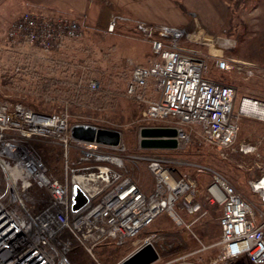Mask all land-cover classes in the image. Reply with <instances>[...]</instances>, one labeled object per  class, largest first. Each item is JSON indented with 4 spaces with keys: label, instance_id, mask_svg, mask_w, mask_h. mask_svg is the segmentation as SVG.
<instances>
[{
    "label": "built area",
    "instance_id": "2783aa9c",
    "mask_svg": "<svg viewBox=\"0 0 264 264\" xmlns=\"http://www.w3.org/2000/svg\"><path fill=\"white\" fill-rule=\"evenodd\" d=\"M68 18L62 14L48 16L34 8L20 14L8 28L6 38L51 57L70 41L84 37L87 27L83 18V22ZM117 23L133 25L137 38L151 47L153 61L145 67L132 66L126 95L144 105L148 122L179 131L178 147L166 151L179 150L181 142H187L192 134L204 143L228 150L238 135L240 116L264 121V100L245 96L234 113L236 88L204 76L206 64L200 53L181 42L188 38L184 30L117 15L109 22L107 32L112 33ZM214 57L221 71L235 64L221 55ZM89 87L96 90L97 81H91ZM72 125L66 109L44 115L0 97V168L11 165L17 179L16 185L1 188L0 183V264H71L68 255L73 237L81 244L89 241L88 251L111 240L115 248L131 242L137 249L150 243L158 253L153 264H264L261 144L247 142L233 149L242 159L241 168L249 177L251 192L261 201V206L253 207L218 173H212L200 201L196 180L178 170L175 162L127 157L144 162L152 174L153 190L145 193L129 176L124 156L115 154L121 145L74 140ZM26 132L61 149L69 140L78 151L58 157L60 174H55L26 140L17 137ZM195 173H204V168L195 169ZM83 198L84 203L79 205ZM201 203L220 210L219 240L201 246L200 252L208 253L205 260H193L199 250L169 241L167 233H152L133 242L161 215L176 217V225L189 227L177 211L195 214L201 210Z\"/></svg>",
    "mask_w": 264,
    "mask_h": 264
},
{
    "label": "rangeland",
    "instance_id": "374dc122",
    "mask_svg": "<svg viewBox=\"0 0 264 264\" xmlns=\"http://www.w3.org/2000/svg\"><path fill=\"white\" fill-rule=\"evenodd\" d=\"M114 1L124 5L120 0ZM148 1L153 2L155 9L157 4H159L156 0ZM98 2L99 0H87V8L92 7ZM36 5L38 4L34 2V0H0V67H20L19 69H21L22 65L25 63L39 62L47 55L37 48L22 47L21 43H13L11 40H7L6 34L8 28L20 14H23V12H28L35 8L43 11L48 16L55 17L62 14L66 16V18L69 17L68 19L80 20L74 13L60 11V8L56 6L52 7L51 13H46L42 8ZM97 6L98 9L92 10V20L86 13V20L83 18L85 21L84 27L86 26L92 29L98 28L103 25V21L104 23L106 21L109 22L108 18L110 16H114L118 13L122 14L123 12L117 9L120 7L111 6L108 0H101L100 4ZM145 11L146 9L141 10L142 16H145ZM157 14V10L150 13L153 17L157 16ZM167 16H169L167 17L168 21L171 22L188 21L184 18V15L178 14L175 10L169 11ZM161 23L162 24L159 25H167V22ZM205 25L207 27L205 31L197 30V32H189L185 29H180L184 30L188 35V38L184 37L181 42L196 50L204 59L206 64L204 76L210 80L232 85L236 88L235 114H237L238 111L239 101L245 96L264 100V0H213V18L211 20L207 19ZM124 36L127 35L122 34L120 37L109 39L107 36L103 35L102 37H98L94 34L88 36L84 35L81 40L82 45L86 47V53L84 54L90 56L91 49L94 45L100 46L101 51L99 52V57L102 58L105 68H108V63H112L116 55H118L116 51H110L108 45L117 46L121 43L124 46ZM130 37L131 36H129V38ZM218 37L231 39L235 44L229 50L219 49L215 43V38ZM137 40L144 44H148L139 38H137ZM216 55L234 60L235 64H233L230 70L221 71L217 68L215 63L216 58L214 56ZM134 64L133 62L131 65L128 62H122V66L116 68V72L119 70L123 72L124 70L130 73ZM113 73H115V71ZM127 81L129 82V80H126V82ZM18 85H24V81L18 82ZM5 96L9 98L11 95L8 96L5 94ZM71 104L70 106H75L76 103L72 102ZM68 105L69 104L64 105L62 111L66 109L71 120L73 116L68 110ZM144 110V105H138L128 98H121L120 103H116L113 108H110V113L108 115H99L102 119V121L99 120L101 123L100 126H96L88 121L92 120L98 123V119H85L80 115V117H74V119L77 120L75 123L116 130L120 133L121 146L118 148L121 151L124 147V150L121 152H114L116 155L124 156L126 160L124 164L129 176L142 186L143 189L151 192L154 187V178L150 175L144 162L128 159L127 157L169 159L178 164L176 167L181 172H186L185 169L188 170L187 167L181 165L182 162L190 164L189 167H192L190 169L194 170V172L195 169L204 168V173L199 174V177H197L198 182H200L198 191L199 197H203L205 194L212 173H218L224 178H227L230 184L234 186L236 192L249 201L253 207L261 206V201L250 190L248 175L241 168L240 162H242V159L238 153H233V149L235 147L238 149L242 143H259L261 144L260 152L264 154V121H259L252 117L240 116L238 118V135L234 144L228 150H221L215 146L204 143L196 134L189 135L188 129L187 133L189 135V140L187 142H181L182 144H180L179 150L174 152L166 150H142L139 146L140 129L144 127H164L162 124L148 122L144 115ZM83 120L87 122H83ZM60 151V157L62 158V150ZM55 165L49 169L54 171L58 169L57 162ZM55 174H60L59 170L56 171ZM202 212H206V214L202 216ZM177 213L182 216L184 222L188 224L189 227L184 225L175 226V223L171 221L172 218L165 216L167 217L165 220H161V223L156 220L155 223L151 224V226L145 232H142L133 242L137 243V239L145 238L149 234H152L151 232L154 233L158 227L168 229L170 225L174 228L167 231L169 241L188 244L186 238H189L192 243L191 245L189 244L190 246L187 245V248L191 250L198 249L200 252L202 250V245L208 246L219 240L220 232L217 226V220L220 216L219 208L210 207L201 203V210L195 212V214L188 215L184 211H177ZM164 222L165 224H163ZM172 231H174V233ZM68 235L70 234H67V236ZM70 237L72 238L71 235L69 239ZM160 242L162 243L161 240ZM71 243L70 249H73L71 251L73 253H71V255L69 254V257L73 259L71 264H118V262L128 256L125 254L127 252L125 245L120 248H114L116 244L112 240L108 241L107 245H105V242L100 243L90 251H88L90 247L89 241L84 240L82 242L83 244H81L76 237H73ZM207 255V252H200L193 257V260H205Z\"/></svg>",
    "mask_w": 264,
    "mask_h": 264
},
{
    "label": "trees",
    "instance_id": "16d2710c",
    "mask_svg": "<svg viewBox=\"0 0 264 264\" xmlns=\"http://www.w3.org/2000/svg\"><path fill=\"white\" fill-rule=\"evenodd\" d=\"M100 51L101 47L94 45L90 56H86L84 54L86 47L82 45V41H71L63 50L42 62L25 63L21 69L1 66L0 97L20 103L44 115L62 111L67 103L68 110L73 116L70 123L74 124L77 122L74 117L81 116L85 119H98V123L88 121L100 126L99 120L102 119L99 115H108L110 108L120 103L121 98H128L141 105L126 95L123 82L130 80L131 71L116 72L115 67L105 68L102 58L99 57ZM22 80L24 85L19 86L18 82ZM91 81L98 82V88L94 91L89 87ZM5 94L11 96L8 98ZM72 102L76 103L75 106H70ZM32 145L49 168L57 162L58 169L55 171L59 170L61 167L58 161L61 152L59 146L39 140L32 141ZM68 258L73 262L69 255Z\"/></svg>",
    "mask_w": 264,
    "mask_h": 264
},
{
    "label": "crops",
    "instance_id": "0c3cea01",
    "mask_svg": "<svg viewBox=\"0 0 264 264\" xmlns=\"http://www.w3.org/2000/svg\"><path fill=\"white\" fill-rule=\"evenodd\" d=\"M104 1H107V0H104ZM120 1L123 2L124 5L114 0H108V3L111 6H118L120 8H117V9H119L120 11H123L122 14L118 13L115 15H121L124 17H128L130 19H133V20H140L150 25L151 24L159 25V24H162L161 22H167V25L171 27H175L178 29H185L189 32H197V30H200V31L207 30V27L205 25L207 19L211 20L213 18V0H208V1L207 0H156V2L159 3L157 4L156 9L154 8L153 2H150L148 0H120ZM34 2L38 4L36 6L42 8L46 13H51L52 7L56 6L60 8V11L72 12L76 16H78V18L80 19L84 18L86 20L85 17L87 13V16L92 20L93 18L92 10L98 9L97 5L100 4L101 0H99L98 3H96L90 8L89 7L87 8V0H34ZM142 9H146L145 16H142L141 14ZM154 10H157V13H158L157 16L155 17L150 15V13L154 12ZM173 10L177 11L178 14L184 15V18H186L188 21H182V22L168 21L167 17L169 16H167V14L169 11H173ZM114 16H110L111 18L109 17L108 21L110 22ZM109 22L106 21L104 23L103 21V25L98 28L92 29L89 27L87 28L88 31L84 33V35L94 34L98 37L99 36L102 37L103 35V36H107L109 39L120 37V35L122 34L127 35V36H124L125 38L124 46L125 47L121 43H119L120 45H117V46L108 45V47H110V51H116L118 54L116 55L112 63H108V67L118 68L122 66V62L127 63V61L133 62L135 63V65H138V66H143V67L148 66L153 61V54H152L151 47L149 44H144L141 41L137 40V33L134 29V26L131 25L130 23H117L114 31L112 33H108L107 26ZM129 36L131 37L129 38ZM47 58L48 56L46 55L45 57H43V60H41L40 62L44 61ZM127 83L128 81L125 83V85L123 84L124 88L127 87ZM259 151H261V148L259 149ZM187 168L188 170L185 169L186 172L189 173L196 180L197 191H199L200 182H198V179H197V177H199V174H196L194 170H191L190 168L192 167H187ZM189 169H190V172H189ZM150 175L152 176L151 173ZM139 187L143 192L150 193V191L143 189L142 186L139 185ZM203 197L198 196V200L201 201V198ZM165 216L167 215H161L157 217L153 223H155L156 220L160 221L161 223V220L163 221L165 220V218H167ZM171 221L173 222L172 219ZM163 224H165V222ZM174 225L177 226L176 224ZM172 228L174 227H171V225H170V228L168 229L158 227L154 231V233H158V232L167 233V231H170ZM147 229H145L143 232H145ZM172 232L174 233V231ZM186 242L188 243L187 244L188 246H190L192 243V241L189 238L188 239L186 238ZM125 248L127 250L125 254L127 255H129L134 250H136L131 242L127 243L125 245Z\"/></svg>",
    "mask_w": 264,
    "mask_h": 264
},
{
    "label": "water",
    "instance_id": "95a60500",
    "mask_svg": "<svg viewBox=\"0 0 264 264\" xmlns=\"http://www.w3.org/2000/svg\"><path fill=\"white\" fill-rule=\"evenodd\" d=\"M219 49L228 50L235 42L231 39L215 38ZM72 139L96 143L109 147H117L121 144L120 133L116 130L100 128L86 124H74L71 126ZM139 146L142 150H174L178 147L177 131L168 127H144L139 131ZM85 199H81L82 204ZM158 260V253L153 245L146 243L118 264H152Z\"/></svg>",
    "mask_w": 264,
    "mask_h": 264
},
{
    "label": "bare ground",
    "instance_id": "6f19581e",
    "mask_svg": "<svg viewBox=\"0 0 264 264\" xmlns=\"http://www.w3.org/2000/svg\"><path fill=\"white\" fill-rule=\"evenodd\" d=\"M97 85H98V82H97ZM168 128H172V127H168ZM174 129H176V128H174ZM176 131H177V137H176V139H177V141H178V138H179V131L176 129ZM180 135H182V133L180 132ZM17 137L18 138H22V140H26L27 141V143H28V146L30 147H32V149H33V151L36 153V151L34 150V148H33V145H32V141H35V140H39V138L37 137V136H30L29 137V134L26 132V134H24V135H17ZM62 156L65 154V153H67V155L69 156L70 154H75L77 151H78V149L76 148V147H74V145L68 140V142H67V146L66 147H63L62 146ZM36 155L38 156V154L36 153ZM3 159V157H0V161ZM2 166H3V164H2ZM42 183H45V180H42L41 181ZM135 182V181H134ZM0 183L2 184V187L1 188H3V187H5L6 185H16L17 184V179L16 178H14V174L12 173V167H11V165H9V164H5V169L4 170H2L1 168H0ZM135 184H137V183H135ZM139 186V185H138ZM174 218V219H173ZM172 218V220H173V222L175 223V220H176V217H173ZM3 237V236H2ZM4 243L6 242V241H3ZM140 248V247H139ZM138 249V248H137ZM136 249V250H137ZM155 263V262H154ZM153 264V263H152Z\"/></svg>",
    "mask_w": 264,
    "mask_h": 264
},
{
    "label": "flooded vegetation",
    "instance_id": "af4514ba",
    "mask_svg": "<svg viewBox=\"0 0 264 264\" xmlns=\"http://www.w3.org/2000/svg\"><path fill=\"white\" fill-rule=\"evenodd\" d=\"M229 50V49H228Z\"/></svg>",
    "mask_w": 264,
    "mask_h": 264
}]
</instances>
